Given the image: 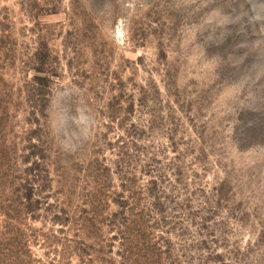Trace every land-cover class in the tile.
<instances>
[{
  "label": "rangeland",
  "instance_id": "obj_1",
  "mask_svg": "<svg viewBox=\"0 0 264 264\" xmlns=\"http://www.w3.org/2000/svg\"><path fill=\"white\" fill-rule=\"evenodd\" d=\"M102 18L0 0V264H264V79L230 114L264 65V0ZM73 83L98 126L66 154L47 109Z\"/></svg>",
  "mask_w": 264,
  "mask_h": 264
},
{
  "label": "clouds",
  "instance_id": "obj_2",
  "mask_svg": "<svg viewBox=\"0 0 264 264\" xmlns=\"http://www.w3.org/2000/svg\"><path fill=\"white\" fill-rule=\"evenodd\" d=\"M96 0H87V9L90 13L102 22L105 16V7L108 0L94 8ZM147 0H119L122 9V16L128 12L139 9ZM264 65H256L254 73L245 75L237 83L239 91L236 94L230 114L235 115L237 107L244 105L253 99V93L250 91L261 79H264ZM246 90L247 91L246 93ZM243 105V106H244ZM47 127L48 132L56 142L59 150L66 154H75L86 149L91 137L98 126V117L95 110L89 104L86 94L76 84L57 85L49 96L47 109Z\"/></svg>",
  "mask_w": 264,
  "mask_h": 264
}]
</instances>
